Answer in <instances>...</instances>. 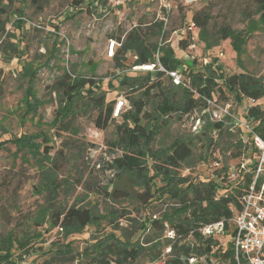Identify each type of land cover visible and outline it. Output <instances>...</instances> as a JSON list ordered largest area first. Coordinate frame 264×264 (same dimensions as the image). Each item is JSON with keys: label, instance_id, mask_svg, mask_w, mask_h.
Segmentation results:
<instances>
[{"label": "rangeland", "instance_id": "374dc122", "mask_svg": "<svg viewBox=\"0 0 264 264\" xmlns=\"http://www.w3.org/2000/svg\"><path fill=\"white\" fill-rule=\"evenodd\" d=\"M171 2L174 13L167 23L166 39L172 38L174 48L176 38L173 32H177L178 37L183 36L184 26L192 23L191 18L196 12L202 11L210 16L205 37L217 44L207 49L199 39L198 29L189 34L194 38L191 42L195 44L192 56L196 63L192 69L196 71L199 63L205 65L215 59L216 65L228 76L247 73L256 79H264V22L260 20L251 0H197L192 6H184L180 0ZM71 3L72 0H10L1 5L6 8V14L0 16V22L7 21L4 33H0V142L24 134L37 137L39 142L46 137L52 148L51 155L62 156V160L57 162L58 170L54 169L57 171L55 182L60 191L51 196L44 189V168L28 152L18 150L11 144H6L0 150V254L2 243L9 236L15 247L18 242H26V253L18 257V250H12L16 264H76L72 254L80 253L94 240L109 233L120 236L124 230L136 231L142 224L149 225V221L168 214L171 207H177L169 200L157 199L144 207L139 200L144 192L139 181L128 175L117 179L112 170L106 169L107 162L122 154L116 142L115 126L122 122L121 115L128 110L127 107L105 130L95 128L93 120L96 112L86 107L80 108L79 113L70 120V131L60 132L51 126L58 104L51 88L62 74V69H68L74 75L96 77L101 82V90L106 93V102H113V106L120 98L126 100V90L118 89V79L114 78L120 70L116 69L114 60L107 61L104 57L106 39L113 28H116L114 32L117 36H122L132 29V24L142 28L154 24L157 17H162L160 4L157 0L136 1L130 8L127 7L128 10L121 11L124 18L120 19L121 15L112 13L108 17L98 14L99 22L95 24L94 12L88 14L82 7L73 9ZM96 10L98 12L101 8ZM19 11L23 23L20 28L16 26L19 18L16 13ZM222 28L234 32L238 40L237 49L230 39L220 40ZM123 64L127 70L131 59L127 58ZM26 66H31L35 71L31 83L35 97L42 105L34 117L28 115L23 118V92L28 82L23 74ZM156 81H160L163 87H170L169 80L163 76ZM108 82L115 89H111ZM213 98L217 103H223L217 94ZM150 100L154 107L160 101V91H153ZM228 100L233 104L234 111L241 106L231 97ZM126 103L129 106L127 100ZM147 110L153 112L151 107ZM156 134L150 145L153 152L165 149L176 138L197 136L177 116L169 119L168 125ZM229 141L223 136L218 140V147L209 151L203 147L206 146L203 142L194 141L193 157L179 170L180 175L195 182L215 179L219 174L215 162L220 161V164L227 166L235 164L240 158H230L233 149L224 152ZM200 156L206 160L198 161ZM143 161L149 162L147 157ZM110 179L127 194V198L115 201L105 197L102 190L111 192L113 189V185L106 187ZM160 180V177L156 178L153 190L162 186ZM72 205L89 207L96 218L109 212L118 215L112 223L98 220L95 225L74 234H71L72 230L66 232L53 227L47 220V209ZM123 213L125 217L120 218L119 215ZM231 231L232 226L229 225L221 234L205 237L217 242L212 255H195L193 252L198 244L189 238L186 243L192 251L193 264H213L215 253L221 254L223 248L227 249L231 243ZM66 234L71 235L66 237ZM146 234L159 237L154 239V243L161 246L166 244V232L154 235L149 228L140 235V240ZM66 245L71 251L69 255L53 256L54 253L68 252ZM161 249L164 255L169 253V248ZM188 260L187 264H190Z\"/></svg>", "mask_w": 264, "mask_h": 264}, {"label": "trees", "instance_id": "16d2710c", "mask_svg": "<svg viewBox=\"0 0 264 264\" xmlns=\"http://www.w3.org/2000/svg\"><path fill=\"white\" fill-rule=\"evenodd\" d=\"M4 1L0 0V16L6 14V8L1 6ZM256 7V13L264 22V0H251ZM107 0H72V8L82 7L86 13H92L97 8L106 6ZM94 8V10H91ZM78 10L77 12H81ZM16 26H22V13L19 11ZM210 20V16L202 11L196 12L191 22L196 30H199V39L204 42L205 47L210 49L214 43L208 41L205 37V28ZM5 21L0 22V33L5 31ZM161 23H154L151 26H140L129 31L123 41L120 55L128 52L135 55L137 59L131 63L139 65L151 60L152 54L156 50L157 41ZM227 28L220 30V40L230 39L233 47L238 48V40ZM152 40H155L152 42ZM188 42L178 43V48H185ZM161 62L168 69L174 70L179 65L175 60V51L169 47L161 49ZM10 60V59H9ZM124 57L114 59L116 69L123 71L117 80V88L125 89V99L129 103L128 110L121 115L122 122L115 126L117 144L122 150L121 156L112 158L107 162L106 169L112 170L116 178L122 175H128L137 179L144 192L140 194L139 200L144 207L150 205L154 200H169L176 208L171 207L168 214L164 213L159 219L149 221V225L142 224L138 230H124L120 236L109 233L106 236L94 240L86 246L80 253L72 254L76 264H187L188 258H191V249L186 241L191 238L198 246L194 254L212 255L213 247L217 242L205 238L200 234V229L204 226L218 222H223L224 229H228L234 213L240 210V198L242 188L248 182L245 177L242 182L229 184L226 180V165L220 164L222 168L217 171L219 174L212 180L194 181L187 177H182L179 173L184 164L193 157L194 141L203 142L206 150H215L219 143L218 140L223 136L229 138L227 147L224 152L231 149L230 158L237 159L242 156L244 151L243 145L237 133L231 132L228 128L220 123L205 122L202 131L197 136L186 139L176 138L170 145L160 151L153 152L150 145L154 142V136L159 130L166 127L169 119L177 116L181 120L185 114L192 112L194 109L201 107L200 99H196L193 93L187 89L174 87H163L160 81H156L161 74H156L153 78L149 75L133 76L124 72ZM196 60L193 59L188 64V77L192 90L207 98H212L217 94L218 99L227 102L228 97L241 105L246 106V100L255 101L254 106L249 109V117L253 119L258 126L255 131L264 139V79H256L247 73H237L232 75L224 74L222 68L215 63V59L205 65L199 63V69H192ZM186 66V68H187ZM23 74L27 76V86L23 92L22 104L23 118L30 115L34 117L37 114L38 107L42 105L35 97L31 78L35 71L31 66L23 69ZM72 74V73H71ZM108 86L115 89V86ZM57 97V107L51 126L60 132L70 131V120L79 113L80 108H92L96 115L93 124L96 129L105 130L114 121L113 102H106V93L101 90V82L94 76L85 78L81 75H75L72 78L65 70L56 78L54 86L51 88ZM153 91H160V101L155 104L150 100ZM152 108L153 112L147 110ZM215 136V138H214ZM33 135H20L7 141L0 142V150L6 144L14 145L18 150L28 152L38 165L43 167L44 189L49 195H56L60 187L55 182L57 175V162L62 160L61 155H51V146L48 144L49 139L42 137L37 141ZM94 148V146H90ZM248 148V145H245ZM57 152V151H56ZM55 152V153H56ZM213 152V151H211ZM142 157V159H141ZM147 157V162L143 158ZM206 158L200 156L198 161H205ZM56 169V170H54ZM160 177L162 186L153 190L156 178ZM113 185L111 192L102 190L106 198L111 200H121L127 198V194L117 188L115 181L110 179L106 187ZM47 215V216H46ZM47 220L53 227L61 228L71 234L84 230L86 227L95 225L98 220H109L110 222L118 215L116 212H109L107 215L96 218L89 207H60L58 209H47ZM125 213L120 214V218L125 217ZM112 223V222H111ZM152 229L153 234H161L166 230L172 231V239L165 238L166 244L161 246L160 243H154L155 238L146 234L145 238L140 240L146 229ZM71 234H66L69 237ZM232 235V231H231ZM0 254V264H16L12 250H18V257L26 253V242L19 243L15 247L11 236L3 243ZM66 245V253H54L53 256H67L71 251ZM161 247L169 248L168 254H163ZM65 254V255H64ZM232 258L231 244L228 248H223L221 254H216L213 258V264H225Z\"/></svg>", "mask_w": 264, "mask_h": 264}, {"label": "built area", "instance_id": "2783aa9c", "mask_svg": "<svg viewBox=\"0 0 264 264\" xmlns=\"http://www.w3.org/2000/svg\"><path fill=\"white\" fill-rule=\"evenodd\" d=\"M136 1L140 0H107L105 7L98 12L97 10L94 11L92 14L95 16L93 17V22L95 24L99 22L97 19L98 14L108 17L112 13L121 15L120 19H122L124 18V14H121V11L123 9L128 10L127 7L130 8ZM157 1L160 4L159 9L162 11V17H157L153 23H161L162 28L159 33L156 50L152 54L150 61L139 65H132L126 72L124 70V72L133 76L149 75L151 78L156 74H161V76L169 80L172 86L187 89L194 94L196 99H200L201 107L185 114L181 119V122L187 125L191 132L197 135L200 134L205 122H210L223 124L231 132L238 134L244 146V151L235 164L227 166L225 171L226 180L229 184L239 183L245 177L248 179V182L241 189L240 210L234 213L232 219L229 221L232 226V239L230 243L232 258L225 264H264V139L255 131L258 124L248 115L249 109L251 106H254L255 101L247 99L245 107L240 106L237 111H234L233 104L229 101L219 104L213 97L207 98L192 90L187 65L191 64L194 59L192 51L195 48V44L191 42L194 38L190 37L189 34L193 33L196 28L192 23L186 24L182 33L183 36L180 37L177 36V32H173L172 35H175L176 38V46L174 48L171 45L172 38L166 39L167 23L174 13V6L171 0ZM180 1L184 6H192L197 3V0ZM119 25H121V22ZM117 26L118 23L116 24ZM137 27L139 26L135 24L131 26L132 29ZM115 30L116 28H113V31L109 33V37L106 39L104 48L105 59L112 61L116 57H124L125 60L130 58L131 63H133L137 59L135 55L130 52L120 55L125 36L131 30L122 36H117L114 32ZM182 41L188 42V45L184 49L178 48V43ZM166 46L171 47L175 51L174 58L179 62L177 69H168L161 62V49ZM65 71L72 78L75 77L68 69ZM122 73L123 71L117 72V78H120ZM125 107L129 108L126 100L122 98L117 100L113 106L112 117L114 119L118 118L120 111ZM245 145H248V148H245ZM215 167L217 171L222 168L218 162H215ZM223 229V222H218L204 226L199 232L204 237H212L215 234H221ZM165 232L167 238H173L174 234L172 231L166 230ZM188 261L190 264H193L194 258L191 257Z\"/></svg>", "mask_w": 264, "mask_h": 264}, {"label": "crops", "instance_id": "0c3cea01", "mask_svg": "<svg viewBox=\"0 0 264 264\" xmlns=\"http://www.w3.org/2000/svg\"><path fill=\"white\" fill-rule=\"evenodd\" d=\"M105 50V49H104Z\"/></svg>", "mask_w": 264, "mask_h": 264}]
</instances>
